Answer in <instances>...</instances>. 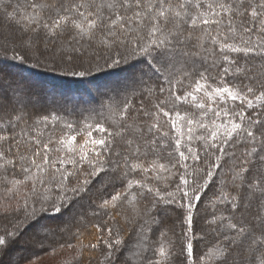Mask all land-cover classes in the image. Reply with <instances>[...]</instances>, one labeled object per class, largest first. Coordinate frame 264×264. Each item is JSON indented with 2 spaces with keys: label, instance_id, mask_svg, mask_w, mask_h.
<instances>
[{
  "label": "snow or ice",
  "instance_id": "snow-or-ice-1",
  "mask_svg": "<svg viewBox=\"0 0 264 264\" xmlns=\"http://www.w3.org/2000/svg\"><path fill=\"white\" fill-rule=\"evenodd\" d=\"M18 65L130 75L43 114ZM0 221V264H264V0H0Z\"/></svg>",
  "mask_w": 264,
  "mask_h": 264
},
{
  "label": "trees",
  "instance_id": "trees-1",
  "mask_svg": "<svg viewBox=\"0 0 264 264\" xmlns=\"http://www.w3.org/2000/svg\"><path fill=\"white\" fill-rule=\"evenodd\" d=\"M126 70H127L126 68H117L103 73H93V75L91 76L80 78V77H73L71 75H65L59 72H52L45 68H35L28 65H18L10 69L11 72L15 73L16 75H19L20 78L26 82L27 81L31 82L32 79H34L37 82V83L32 82V84L30 85H32L34 91L40 95L42 104L40 108L37 109V111L43 114H47L50 110L67 111V112H72L73 110H75L76 113L84 112L85 110L76 109L77 107L69 108L64 106H68L72 104L73 101H76L78 105L88 104L87 106H89L91 102L98 99V96H96L97 90L101 91L103 88H105L106 86L108 87L109 85L108 83H105L103 84L105 86L102 88V85L99 86L93 85L92 84L93 80L100 77H106L105 80H102L100 82H106L108 79H109L108 82L111 81V79L117 80L118 77L121 78L127 74L128 75L130 74V72L128 73V71ZM45 79L49 81H54L55 83L51 82L49 85L43 81ZM100 82L99 84H101ZM78 83L82 86L78 87L79 85ZM89 84H91V90L90 88H88ZM84 86L86 88V91L82 90ZM94 87H96L97 89L94 90ZM52 95H57V96L53 97ZM45 98L47 99L45 100ZM56 100L60 102H57L55 105L50 104V102ZM205 195H207V193ZM203 200L204 198L202 197L201 203H203ZM197 210L198 211L200 210V205H197ZM178 216H179L178 210L166 214L165 219L163 221V226L168 227L171 230H174L176 233H179L181 226L179 224H173V221L177 220ZM0 223H4V222L0 221ZM196 228L197 225H194V230ZM94 231L95 230L93 229L92 232ZM93 238L94 237L92 236L91 233L86 234V239H93ZM176 239H177V244L179 245V235H177ZM193 243H194V251L199 250V248L203 247L201 241H194ZM33 251L38 255L36 261H40V260L42 261V259L47 256L61 254L64 251H67V249L58 251L55 254H49L46 248H36ZM20 254L21 253H17V255ZM69 259L70 258L64 259L60 264H67Z\"/></svg>",
  "mask_w": 264,
  "mask_h": 264
},
{
  "label": "rangeland",
  "instance_id": "rangeland-1",
  "mask_svg": "<svg viewBox=\"0 0 264 264\" xmlns=\"http://www.w3.org/2000/svg\"><path fill=\"white\" fill-rule=\"evenodd\" d=\"M128 71V70H127ZM130 72V71H129ZM13 73V72H11ZM18 74V73H17ZM14 76H16L17 78L21 79L19 75H16L15 73H13ZM23 75V74H22ZM130 75V74H129ZM128 74L125 75L124 77H121L117 80L115 79H111V81L108 82V80L106 82H100L101 84H97L96 86H99V85H102V88L105 86L103 84L105 83H108V87L106 86L105 88H103L101 91H98L96 92V96H98V101L97 100H94L93 102H91V104H89V106H87L88 104H77L76 101H73L72 104L68 105V106H64V107H69V108H72V107H77L76 109H83V110H86V109H91V108H95L98 106V102L101 101L100 99L104 98L105 96L111 94L113 92V90L115 89H118L122 82L129 76ZM35 83L36 81L34 79L31 80V82L27 81L28 84H32ZM37 83V82H36ZM41 84V83H39ZM46 85V84H45ZM110 86V87H109ZM40 89V88H39ZM97 88L94 87V90H96ZM53 97L54 96H57V95H52ZM50 96V97H52ZM47 98H45L46 100ZM49 101V100H48ZM57 102H60L58 100L56 101H53V102H50L51 105H55ZM42 104V102H41ZM49 104V103H48ZM72 256V252L67 250V251H64L63 253L61 254H57V255H50V256H47L45 258L42 259V261H36V264H60L64 259L66 258H70Z\"/></svg>",
  "mask_w": 264,
  "mask_h": 264
},
{
  "label": "bare ground",
  "instance_id": "bare-ground-1",
  "mask_svg": "<svg viewBox=\"0 0 264 264\" xmlns=\"http://www.w3.org/2000/svg\"><path fill=\"white\" fill-rule=\"evenodd\" d=\"M127 70H128V69H127ZM127 70H126V71H127ZM128 73H129V70H128ZM29 78H30V77H29ZM105 78H106V77L96 78L95 80H93L92 84H93V85H97V84H99L100 81L105 80ZM108 80H109V79H108ZM43 81H44L45 83L49 84V85H50L51 82H54V81H49V80H46V79L43 80ZM54 83H55V82H54ZM78 84H79V83H78ZM80 86H82V85L79 84L78 87H80ZM88 88H90V90H91V84L88 85ZM82 90H83V91H86L85 86L83 87Z\"/></svg>",
  "mask_w": 264,
  "mask_h": 264
}]
</instances>
